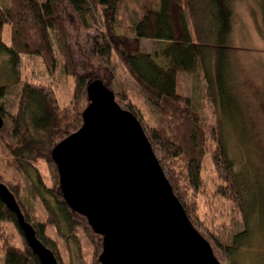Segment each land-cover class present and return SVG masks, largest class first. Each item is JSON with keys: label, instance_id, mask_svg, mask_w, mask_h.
<instances>
[{"label": "trees", "instance_id": "1", "mask_svg": "<svg viewBox=\"0 0 264 264\" xmlns=\"http://www.w3.org/2000/svg\"><path fill=\"white\" fill-rule=\"evenodd\" d=\"M60 1L10 0V4L0 6V54L9 56L16 83L21 79L24 56L41 57L54 75L60 54L68 74L76 75ZM69 1L88 28L97 22L100 13L103 32L99 55L106 60L115 55L157 110L158 123L151 125L128 96L117 95L118 99L129 101L128 110L142 123L177 197L194 225L201 229H205L199 215L203 164L211 156L220 180L216 195L239 209L248 224L236 236L235 244L218 243L232 259L250 234V214L255 208L254 190L235 170L216 108L230 77L228 49L235 16L232 0ZM128 3L138 4L135 17L127 8ZM6 25L12 27L11 43L3 39ZM144 39L155 43L153 52L146 51ZM181 74L193 76L196 90L193 97L179 94ZM87 85V77H79L72 101L63 105L53 87L24 84L17 114L12 117L9 135L12 141L3 134L5 127L0 132V182L15 194L27 221L60 264L65 263L58 241L48 233L50 226L67 240L83 230L94 247L92 264H101L99 257L103 252L102 237L65 201L59 168L51 159L55 146L83 126ZM7 91L8 86H0V99L5 98ZM210 108L214 114L212 122L206 117ZM0 110L6 118L2 105ZM43 161L50 171L51 186L39 169ZM32 170L36 174L33 193L45 207V221L39 219L35 207L29 204L22 184V174L28 175ZM0 222L15 224L23 237V247H18L0 231L2 264H42L20 230L16 214L1 198Z\"/></svg>", "mask_w": 264, "mask_h": 264}, {"label": "rangeland", "instance_id": "2", "mask_svg": "<svg viewBox=\"0 0 264 264\" xmlns=\"http://www.w3.org/2000/svg\"><path fill=\"white\" fill-rule=\"evenodd\" d=\"M44 1V0H41ZM10 4V0H0V6ZM235 9L234 27L229 41V75L226 92H222L217 108V117L221 121L227 149L234 162L236 172L243 180L252 185L255 208L250 214V234L242 243L241 250L230 259L218 243L235 244L238 234L248 228L239 209L216 195L220 180L214 163L208 155L203 164V187L200 195V218L205 229H197L211 242L222 264H264V0H232ZM137 3H128L131 15ZM60 9L66 20L69 40L75 64V76L68 74L59 54L57 71L52 75L39 56L22 57V71L19 83L13 77L9 56L0 54V86H8L5 98L0 99L4 107L5 129L3 133L11 142L12 117L16 116L23 85L39 83L53 87L63 105H68L74 96L79 77H87L88 83L101 79L121 96L125 94L142 111L151 125H157L158 112L148 101L120 60L113 55L104 59L98 53L102 43L103 21L97 13V22L92 27L85 26L69 0L60 1ZM11 25H6L4 41L11 43ZM55 39V38H54ZM148 52H153L155 43L142 41ZM57 47V44H56ZM231 71V73H230ZM195 81L193 76L181 74L178 92L193 97ZM220 85V84H218ZM200 88V87H199ZM200 91V89H199ZM119 104L128 110L129 101L117 98ZM90 104L87 94L83 98L84 109ZM213 108L206 117L213 121ZM2 162L0 161V166ZM39 169L48 186L52 185L50 171L45 161ZM5 173V172H4ZM22 184L27 191L29 204L35 207L38 217L45 221L47 214L42 201L33 193L32 185L36 174H22ZM207 228V229H206ZM0 231L4 232L10 243L23 247V237L13 223L0 222ZM48 233L58 241L65 264H92L94 247L88 241L83 230H79L70 239L59 235L52 226ZM75 236V237H74ZM77 237V238H76ZM102 244V241H101ZM2 250L0 248V264Z\"/></svg>", "mask_w": 264, "mask_h": 264}, {"label": "water", "instance_id": "3", "mask_svg": "<svg viewBox=\"0 0 264 264\" xmlns=\"http://www.w3.org/2000/svg\"><path fill=\"white\" fill-rule=\"evenodd\" d=\"M83 126L59 142L51 159L72 211L102 237L101 264H222L177 197L146 131L103 80L87 85ZM5 118L0 110V132ZM0 198L42 264H60L38 237L10 188Z\"/></svg>", "mask_w": 264, "mask_h": 264}, {"label": "crops", "instance_id": "4", "mask_svg": "<svg viewBox=\"0 0 264 264\" xmlns=\"http://www.w3.org/2000/svg\"><path fill=\"white\" fill-rule=\"evenodd\" d=\"M235 14H236V12H235ZM234 18H235V16H234ZM234 27V26H233ZM233 32V31H232ZM188 75V74H187ZM194 79V78H193Z\"/></svg>", "mask_w": 264, "mask_h": 264}]
</instances>
